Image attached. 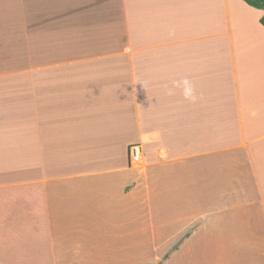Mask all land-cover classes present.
<instances>
[{
  "label": "crops",
  "instance_id": "obj_1",
  "mask_svg": "<svg viewBox=\"0 0 264 264\" xmlns=\"http://www.w3.org/2000/svg\"><path fill=\"white\" fill-rule=\"evenodd\" d=\"M0 3V264H264L263 10Z\"/></svg>",
  "mask_w": 264,
  "mask_h": 264
},
{
  "label": "built area",
  "instance_id": "obj_2",
  "mask_svg": "<svg viewBox=\"0 0 264 264\" xmlns=\"http://www.w3.org/2000/svg\"><path fill=\"white\" fill-rule=\"evenodd\" d=\"M128 161L131 165L136 164L142 159L141 146L139 144H131L128 147Z\"/></svg>",
  "mask_w": 264,
  "mask_h": 264
},
{
  "label": "trees",
  "instance_id": "obj_3",
  "mask_svg": "<svg viewBox=\"0 0 264 264\" xmlns=\"http://www.w3.org/2000/svg\"><path fill=\"white\" fill-rule=\"evenodd\" d=\"M248 5L263 10V14L260 18V23L264 27V0H243Z\"/></svg>",
  "mask_w": 264,
  "mask_h": 264
},
{
  "label": "rangeland",
  "instance_id": "obj_4",
  "mask_svg": "<svg viewBox=\"0 0 264 264\" xmlns=\"http://www.w3.org/2000/svg\"><path fill=\"white\" fill-rule=\"evenodd\" d=\"M0 5H3L2 3H0ZM9 18H10V14L8 13V15L7 14H5V12H0V22H2V21H4V22H8L9 21ZM2 32L3 33H5V34H7V35H10L12 32L10 31V29H8V30H1L0 29V35H3L2 34ZM1 37V36H0ZM3 38V37H2ZM264 235V234H263ZM228 236H232V235H228Z\"/></svg>",
  "mask_w": 264,
  "mask_h": 264
},
{
  "label": "clouds",
  "instance_id": "obj_5",
  "mask_svg": "<svg viewBox=\"0 0 264 264\" xmlns=\"http://www.w3.org/2000/svg\"><path fill=\"white\" fill-rule=\"evenodd\" d=\"M185 95L186 96H190L191 95V90L190 89H186Z\"/></svg>",
  "mask_w": 264,
  "mask_h": 264
}]
</instances>
